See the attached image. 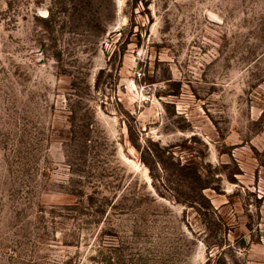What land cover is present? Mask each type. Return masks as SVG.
<instances>
[{
	"label": "rangeland",
	"instance_id": "rangeland-1",
	"mask_svg": "<svg viewBox=\"0 0 264 264\" xmlns=\"http://www.w3.org/2000/svg\"><path fill=\"white\" fill-rule=\"evenodd\" d=\"M0 264H264V0H0Z\"/></svg>",
	"mask_w": 264,
	"mask_h": 264
},
{
	"label": "trees",
	"instance_id": "trees-1",
	"mask_svg": "<svg viewBox=\"0 0 264 264\" xmlns=\"http://www.w3.org/2000/svg\"><path fill=\"white\" fill-rule=\"evenodd\" d=\"M133 3H135V4H138V0H131ZM47 17H49V15L47 16ZM158 164H160V168L161 169H164V167H163V165H161V163H158ZM202 189H205V188H202Z\"/></svg>",
	"mask_w": 264,
	"mask_h": 264
}]
</instances>
